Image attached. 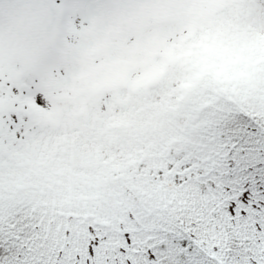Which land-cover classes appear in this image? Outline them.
Segmentation results:
<instances>
[{"label": "snow or ice", "instance_id": "snow-or-ice-1", "mask_svg": "<svg viewBox=\"0 0 264 264\" xmlns=\"http://www.w3.org/2000/svg\"><path fill=\"white\" fill-rule=\"evenodd\" d=\"M0 264H264V0H0Z\"/></svg>", "mask_w": 264, "mask_h": 264}]
</instances>
